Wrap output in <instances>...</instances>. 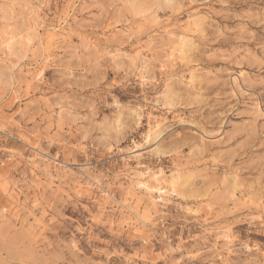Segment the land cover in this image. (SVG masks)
<instances>
[{"label":"rangeland","instance_id":"374dc122","mask_svg":"<svg viewBox=\"0 0 264 264\" xmlns=\"http://www.w3.org/2000/svg\"><path fill=\"white\" fill-rule=\"evenodd\" d=\"M0 264H264V0H0Z\"/></svg>","mask_w":264,"mask_h":264}]
</instances>
